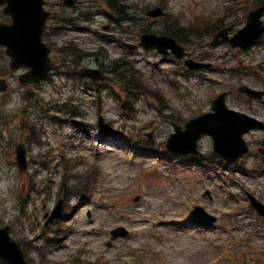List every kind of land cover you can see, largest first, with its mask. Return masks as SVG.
I'll use <instances>...</instances> for the list:
<instances>
[{"label": "rangeland", "instance_id": "rangeland-1", "mask_svg": "<svg viewBox=\"0 0 264 264\" xmlns=\"http://www.w3.org/2000/svg\"><path fill=\"white\" fill-rule=\"evenodd\" d=\"M130 1L137 5L134 10H130L131 15L140 17L144 24L161 26L162 21L144 19L146 10L161 0ZM226 2L232 4L229 0ZM165 6L168 14L176 15L187 22L194 21L201 15L217 14L220 11L219 0H165ZM239 7V4H234L236 13L241 12ZM94 8L102 7L97 4ZM106 23L104 16H96L90 27L92 30L103 32L107 30ZM244 24L245 22L241 23L238 28ZM132 25L125 23L123 27L118 28L113 22L110 26L112 35L122 37L124 41L137 42L140 33ZM92 34L93 32L81 34L82 46L89 51L96 43ZM210 40L207 38L206 42ZM200 43L196 45L207 53V61L228 68L235 67L240 62L247 70L250 69V72L254 71L251 68L255 69L258 64L264 69V49L245 53L236 50L231 52V48L226 45L202 48ZM106 50L109 51L107 62L112 60V65L115 64L114 59L125 55V51L117 46V43L107 44ZM197 53H200L198 49ZM126 56L128 61H133L134 67L140 69L148 86L160 90L161 96H164L163 99L170 105L165 110L167 114L174 110V114L179 113L189 118L200 110H208L214 96L234 84V93L231 94V99L228 97V104L237 110L253 113L252 101H246L237 95L236 86L240 83L252 87L262 84L255 71L244 73L237 79L229 72L223 73L220 68H213L186 77L174 74L181 69V64L173 58H163L141 49L127 53ZM117 74L108 75L110 81L101 84V105L90 103V96L83 95L85 119L93 123L100 107L107 119L112 121V126L119 130L120 137H123V133L133 134L139 140L146 143L149 141V144L160 152L163 151V143L173 131L171 121L165 116V120L161 118L153 106L144 103V99L134 101L133 98L135 104L131 105L132 112L128 114V107H123L121 102L112 96V89L121 88L123 85ZM121 96L126 97L124 94ZM6 101H10L9 104H5ZM0 105L7 111H12L18 106L16 98L10 100L2 96ZM78 107V110H82L80 103ZM150 132H153L151 139L147 137ZM96 133L92 131L90 137H82L84 140L74 136L66 142V155L69 156V161H72V168L78 171L79 177L82 178L84 173L90 170V165L96 167L91 198L80 201L72 198L69 206L65 205L67 217L57 225L56 232L60 235L62 233L61 249H56L53 257L65 258L76 248L82 247L86 249L90 260L95 261L99 257L103 264H124L122 256L128 253L137 255L141 264H264V221L251 210H247L250 206L247 192L256 194L264 202V171L256 169L255 152L239 161L242 170L237 173L238 176H234L232 182H227V174L225 171L218 172V167H171L163 160L157 161L153 155H148V160L145 158L144 162L136 155L134 158L135 161L138 158V161L130 163L127 152H122V148L117 147L115 138H110L106 143L99 142ZM259 135H264V132ZM5 136L6 138L0 141V151L11 153L23 134L20 137L12 134ZM50 138L53 141L51 145L60 147V135H52ZM248 138L252 139L251 136ZM200 144L202 151L212 156L211 138L205 137ZM62 162V158L57 157L56 164L61 165ZM151 167H154L155 171L150 172ZM141 168L148 169L149 175L140 173ZM37 181L42 183L41 177H38ZM9 184V181H0V186L8 187ZM207 190L210 195L206 194ZM1 192L0 189V199ZM53 194L58 197L56 191ZM196 204L216 215L217 222L204 230L191 224V221L188 225L180 224L179 219L186 217ZM50 205H54V200ZM90 212L92 217L88 218L87 214ZM28 216L34 224L23 229L26 233H50V230L43 231L40 227V215ZM173 218L176 220L172 221ZM120 224L131 232L128 236L115 240L109 248L106 241L110 239V230ZM49 228L51 233H54L52 226ZM148 250H151V257L146 256Z\"/></svg>", "mask_w": 264, "mask_h": 264}, {"label": "water", "instance_id": "water-1", "mask_svg": "<svg viewBox=\"0 0 264 264\" xmlns=\"http://www.w3.org/2000/svg\"><path fill=\"white\" fill-rule=\"evenodd\" d=\"M13 1V0H12ZM11 1V7L15 6L16 1ZM28 0H23L24 4ZM30 5L28 6V11L34 9V2L35 0H30ZM14 3V4H13ZM262 11L257 12L256 15L261 14ZM150 14H160V11L157 10L155 12H150ZM252 26V25H251ZM246 30L241 31L233 40L232 43L234 45H241V46H247L250 44L253 39L245 40V34ZM151 38H144L143 44L148 45L149 47H157L159 49L162 48H172L174 52L178 55H182L183 51L182 49L177 46V44L174 42L173 39L168 37H154L150 36ZM159 40L162 42L161 44L153 43L156 40ZM192 66H199L192 64L189 62ZM246 90L249 94H253V91L243 88ZM215 112L213 114H209L208 117L211 119L212 127L206 129L208 132L213 134L217 146L218 151L221 152L223 155L227 157H231L233 153H235V156H238L245 152L247 150L245 143L242 141V133L251 126L252 122L246 118H243V116H240L236 114L233 111H230L226 108L223 98L218 99L216 104L214 105ZM203 122V121H201ZM192 127H189V130ZM205 130H199V129H192L190 133H185L187 137L182 138L179 136V134H182V132L179 131L177 135L174 136L173 140L177 141H185L187 144L192 146L195 141L198 139V137L204 132ZM187 147V146H186ZM113 237H116V233H113ZM0 260L5 261L11 264H27L25 260H23L22 256L21 258H18L14 250L10 249V245H6L5 243H2L0 241Z\"/></svg>", "mask_w": 264, "mask_h": 264}, {"label": "flooded vegetation", "instance_id": "flooded-vegetation-1", "mask_svg": "<svg viewBox=\"0 0 264 264\" xmlns=\"http://www.w3.org/2000/svg\"><path fill=\"white\" fill-rule=\"evenodd\" d=\"M62 0H50L48 1V6L52 3V6L57 3L61 5ZM61 7V6H60ZM65 7V6H64ZM61 9V8H60ZM62 13L64 15L59 16V10L52 14L46 29H45V41L49 44L52 49V54L55 57L62 58V56H68L69 61L66 62L65 68L68 69L65 71L64 75H71V77H75V72L72 68L75 66L74 60L80 64V66L84 65L83 61V50L80 49L81 45L83 44L81 39V34L84 33V26H83V16L79 15V8L75 11L67 10L68 8L65 7ZM55 16V17H54ZM82 19V21H81ZM0 21L6 22L8 19L2 15L0 10ZM70 52V53H69ZM69 53V54H68ZM80 62V63H79ZM79 67V65H78ZM28 68L24 66H19L14 71L11 67L10 61L6 62L4 65V72L5 76H10L12 74L25 73ZM263 88V87H259ZM255 116L263 121L262 124H259L257 129L258 132H262L261 130L264 129V102L263 99L259 98L255 100ZM257 136V135H255ZM257 147L259 149L263 147V140L261 136H257Z\"/></svg>", "mask_w": 264, "mask_h": 264}, {"label": "trees", "instance_id": "trees-1", "mask_svg": "<svg viewBox=\"0 0 264 264\" xmlns=\"http://www.w3.org/2000/svg\"><path fill=\"white\" fill-rule=\"evenodd\" d=\"M122 1L123 0H112V9L115 11V13L118 16H121V14L124 12L125 7H126V5L122 6ZM109 2H110V0H109ZM174 35H176V37L179 38V36L176 34V32H174Z\"/></svg>", "mask_w": 264, "mask_h": 264}]
</instances>
